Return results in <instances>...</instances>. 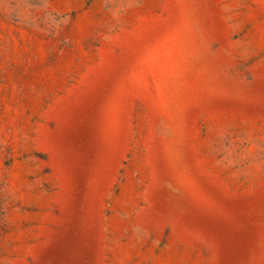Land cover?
Segmentation results:
<instances>
[{"label":"rangeland","instance_id":"obj_1","mask_svg":"<svg viewBox=\"0 0 264 264\" xmlns=\"http://www.w3.org/2000/svg\"><path fill=\"white\" fill-rule=\"evenodd\" d=\"M0 264H264V0H0Z\"/></svg>","mask_w":264,"mask_h":264}]
</instances>
